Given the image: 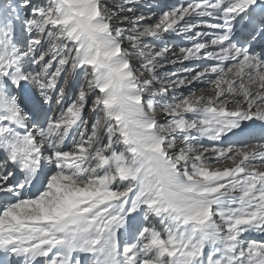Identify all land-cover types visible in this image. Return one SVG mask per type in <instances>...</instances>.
Returning a JSON list of instances; mask_svg holds the SVG:
<instances>
[{"label":"snow or ice","instance_id":"6c2138e0","mask_svg":"<svg viewBox=\"0 0 264 264\" xmlns=\"http://www.w3.org/2000/svg\"><path fill=\"white\" fill-rule=\"evenodd\" d=\"M0 264H264V0H0Z\"/></svg>","mask_w":264,"mask_h":264},{"label":"bare ground","instance_id":"6f19581e","mask_svg":"<svg viewBox=\"0 0 264 264\" xmlns=\"http://www.w3.org/2000/svg\"><path fill=\"white\" fill-rule=\"evenodd\" d=\"M153 2H154V0H153ZM161 2H163V0H161Z\"/></svg>","mask_w":264,"mask_h":264}]
</instances>
